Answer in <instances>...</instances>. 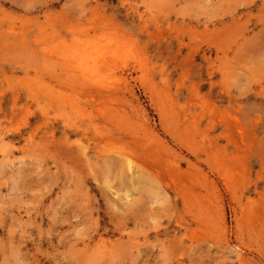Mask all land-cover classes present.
<instances>
[{"label":"rangeland","instance_id":"rangeland-1","mask_svg":"<svg viewBox=\"0 0 264 264\" xmlns=\"http://www.w3.org/2000/svg\"><path fill=\"white\" fill-rule=\"evenodd\" d=\"M0 264H264V0H0Z\"/></svg>","mask_w":264,"mask_h":264},{"label":"bare ground","instance_id":"bare-ground-1","mask_svg":"<svg viewBox=\"0 0 264 264\" xmlns=\"http://www.w3.org/2000/svg\"><path fill=\"white\" fill-rule=\"evenodd\" d=\"M128 170V169H127ZM129 173V172H128ZM133 188V187H132ZM135 188V187H134ZM137 189H132L130 192H127V193H125V198L126 199H128V198H130V197H132V195H133V192L134 191H136Z\"/></svg>","mask_w":264,"mask_h":264}]
</instances>
